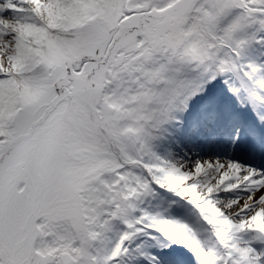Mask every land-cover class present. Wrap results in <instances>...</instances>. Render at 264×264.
<instances>
[{
    "label": "snow or ice",
    "instance_id": "obj_1",
    "mask_svg": "<svg viewBox=\"0 0 264 264\" xmlns=\"http://www.w3.org/2000/svg\"><path fill=\"white\" fill-rule=\"evenodd\" d=\"M0 264H264V0H0Z\"/></svg>",
    "mask_w": 264,
    "mask_h": 264
}]
</instances>
